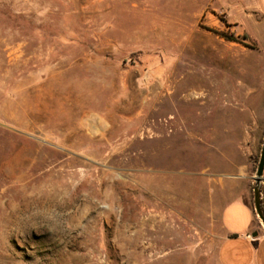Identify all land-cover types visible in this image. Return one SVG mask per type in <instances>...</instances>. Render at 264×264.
<instances>
[{"label":"rangeland","instance_id":"1","mask_svg":"<svg viewBox=\"0 0 264 264\" xmlns=\"http://www.w3.org/2000/svg\"><path fill=\"white\" fill-rule=\"evenodd\" d=\"M224 24L226 0H0V264H216L264 139V62Z\"/></svg>","mask_w":264,"mask_h":264},{"label":"crops","instance_id":"2","mask_svg":"<svg viewBox=\"0 0 264 264\" xmlns=\"http://www.w3.org/2000/svg\"><path fill=\"white\" fill-rule=\"evenodd\" d=\"M219 29L232 37L233 44L239 40L243 49L254 45L253 52L264 62V0H226V24ZM260 200L264 212V172ZM221 222L225 237L218 246L216 264H264V225L251 195L244 193L227 204Z\"/></svg>","mask_w":264,"mask_h":264},{"label":"water","instance_id":"3","mask_svg":"<svg viewBox=\"0 0 264 264\" xmlns=\"http://www.w3.org/2000/svg\"><path fill=\"white\" fill-rule=\"evenodd\" d=\"M264 172V139L262 143L261 153H260V159L258 162L257 172L256 176L254 178V188H253V206L254 210L256 212V215L264 225V212L262 210L261 206V200H260V184L262 181V175Z\"/></svg>","mask_w":264,"mask_h":264},{"label":"trees","instance_id":"4","mask_svg":"<svg viewBox=\"0 0 264 264\" xmlns=\"http://www.w3.org/2000/svg\"><path fill=\"white\" fill-rule=\"evenodd\" d=\"M229 39L232 40V37H230Z\"/></svg>","mask_w":264,"mask_h":264}]
</instances>
